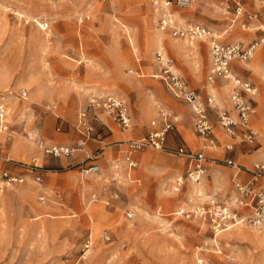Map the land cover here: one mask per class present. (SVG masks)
Wrapping results in <instances>:
<instances>
[{
  "label": "rangeland",
  "instance_id": "obj_1",
  "mask_svg": "<svg viewBox=\"0 0 264 264\" xmlns=\"http://www.w3.org/2000/svg\"><path fill=\"white\" fill-rule=\"evenodd\" d=\"M156 1L163 2L0 0V102L7 107L10 130L0 133V172L23 179V183L0 190V264H264L263 230L240 225L214 235L208 222L175 214L209 196L234 207L235 171L223 161L230 159L246 168L264 162V72L256 76V67L245 70L257 88L255 96L250 97L255 108L249 122L256 132L254 144L245 143L239 135L225 144H233V150L242 148L240 156L251 158V163L238 162L232 156L210 155L202 147H189L186 140L173 144L167 140L170 148L201 151L208 158L206 174L198 185L184 181L179 192L173 191V182L185 175L187 163L182 157L162 151H138L137 167L130 168L124 161L125 148L116 146L117 140H123L120 138L61 159L46 156L37 148L38 140L49 145H71L76 137L77 114L87 97L101 93L99 89L104 90L103 94L121 96L129 104L132 131L125 132L129 139L143 138L155 129L150 123L157 118L156 109L170 112L154 86L172 97L157 77V51L166 53L189 83L181 57L191 60L203 70L206 82L210 60L207 42L197 40L188 46L186 41L161 32L158 24L164 10L154 4ZM240 1L247 11L264 17L262 0ZM233 7L230 0H191L189 8L174 7L172 13L178 27L202 25L219 36L223 44L246 45L264 39L252 26L249 30H241L238 23L230 26ZM151 34L162 37L161 48L151 45ZM262 46L256 56L264 49ZM255 59L254 55L249 62ZM224 84L225 100L218 91L212 93L218 96L220 108L227 110L230 86ZM22 89L27 92L26 99L18 100L16 95ZM147 99L146 127L137 125V115ZM99 118L89 143L100 142L103 132L120 134L104 114ZM175 120L172 116L177 125ZM187 129L184 139L188 135L202 141L194 133L191 117ZM56 135L61 141L55 140ZM13 144L17 145L14 154ZM33 157L40 166L38 171L24 166ZM93 162L100 171L82 180L81 168ZM96 175L103 181L83 189L84 183L89 185ZM35 177L40 181L36 182ZM194 187L202 195L201 200L194 196ZM23 188L29 191L24 193ZM57 190L63 195L61 203L54 198ZM40 196L47 200L44 205L39 202ZM93 207L105 215L97 231L92 229L95 223L88 215ZM128 211L137 214L133 222L125 218ZM239 211L251 214L250 209ZM104 231L110 235L109 241L102 239ZM88 236L92 247L83 250Z\"/></svg>",
  "mask_w": 264,
  "mask_h": 264
},
{
  "label": "built area",
  "instance_id": "obj_2",
  "mask_svg": "<svg viewBox=\"0 0 264 264\" xmlns=\"http://www.w3.org/2000/svg\"><path fill=\"white\" fill-rule=\"evenodd\" d=\"M234 7L230 26L239 24L241 30H249L252 22H260L259 12H247L240 0H230ZM157 7L164 11L159 19V30L168 32L172 37L186 41L192 45L197 40L206 41L210 53V67L207 81L213 82L217 78L226 80L232 85L229 95V101L232 105L236 117H232L226 110H223L216 103L214 96L204 99L196 90L191 89L187 82L173 70L169 58L162 51H157L154 55V62L159 68L160 80L164 83L170 94L178 100L185 102L191 112L194 133L206 140L209 139L213 124L208 118V110H213L216 115L219 126L229 136L235 135V128L240 127L244 130V141L250 145L254 144L256 132L250 127L249 122L255 113V108L250 97L255 96V88L242 81L231 70L230 65L233 61L247 62L254 54L256 47L264 45V39L253 41L248 45L240 42L223 44L220 37L212 34L210 30L202 25L193 24L187 27H178L173 15L169 13L171 7L184 10L190 7L191 0H163V2H154ZM261 10L264 14V0L261 1ZM254 31H261L264 35V22L252 28ZM264 81V78H263ZM18 100H25L26 90H20L16 95ZM248 96V97H247ZM52 109L54 106L51 107ZM104 114L109 118L121 132H127L132 129L131 115L126 101L118 95L106 93L103 95H90L85 104L81 107L76 117V133L78 138L71 145L46 144L43 140L37 141V148L46 156L53 159L68 158L76 153L82 152L86 148L87 141L94 138L96 134L97 123H100L99 115ZM155 129L149 132L145 137L133 140H120L117 145H125L126 151L124 161L130 168H135L137 162L134 154L142 149L150 148L156 151H162L169 155L179 156L188 161V168L184 176L175 178L172 190L179 192L184 181L193 185L200 184L206 174V164L208 158L201 151H192L190 149L177 148L170 149L164 146L166 135L174 128L172 116L164 110H159L156 120L150 123ZM59 130V128L57 129ZM10 132L7 122V107L0 102V133ZM220 161L213 160V163ZM225 166L235 171L234 189V207H229L225 203L218 201L214 196H209L204 202L195 204L190 209H178L175 214L185 219H197L210 224L214 235H218L235 226L250 225L264 231V162L257 163L252 168L241 167L233 163L232 160L223 161ZM26 166L31 171H38L40 166L37 164V158H31ZM100 168L97 164H90L80 170V178L86 180L89 176L97 174ZM244 172L249 180L246 183L237 180L238 173ZM39 182L40 178L35 177ZM23 183V179L13 176L8 172H0V190L6 189L14 184ZM197 200H201L200 192L194 194ZM94 200V199H93ZM44 196L39 197V202L46 203ZM109 203L106 202V205ZM240 209H250L251 214L240 213ZM137 217L136 212L128 211L125 218L128 222H133ZM102 239L110 240V235L103 232ZM92 239L88 236L83 244V250L92 247ZM85 252V251H83ZM202 263V261H200Z\"/></svg>",
  "mask_w": 264,
  "mask_h": 264
},
{
  "label": "crops",
  "instance_id": "obj_3",
  "mask_svg": "<svg viewBox=\"0 0 264 264\" xmlns=\"http://www.w3.org/2000/svg\"><path fill=\"white\" fill-rule=\"evenodd\" d=\"M172 8H174V7H171L169 9V13H171L173 15ZM247 12H249V11H247ZM251 13H253V12H251ZM260 22H264V17H260ZM260 22H252L251 26L254 27V26L258 25ZM210 32H211V30H210ZM254 32H260L261 34H263L261 31H258V30L254 31ZM253 41H256V40H253ZM253 41H251L250 43H252ZM184 43H186V42H184ZM250 43H248V44H250ZM177 44L181 45L179 43H177ZM193 44H195V42ZM193 44L192 45H188L187 44V45L188 46H193ZM248 44H246V45H248ZM262 47H264V45ZM258 49H260V48H257V50ZM257 50L255 49L254 54L252 56V57H254V55H255V57H256L254 62H249L251 59L248 60L247 62H244V63L239 62V61H233L231 63V65H230V68H231L232 72L237 77H239L242 81H245V82L251 84L255 88L256 92H257V88H256L255 84L248 80V76L251 75V74L248 75V73H246V71L251 70V68H253V67H256V76H258V74H260L261 72H264V63L262 62L264 60V53H263L264 49L262 48V51L259 52L258 55L256 56ZM208 51H209V48H208ZM177 53H179V52H177ZM165 55L171 61L172 66H173V70L176 73H178L187 82V85L191 89L196 90L204 99H206L209 96H214L215 99H216V103L218 104L219 107H221L220 106L221 103H220V100H219L218 96H216L212 92L214 90L218 91V93L221 96V98H223L225 100L226 99V92H227V85H225L224 83H226V84H228L230 86V92H231V89H232V85L229 82H227L226 80H223L221 78H217L213 82H208L207 81V76H208V71H209L211 59L209 60V67H208V71H207L206 82H204V78H203V74H202L203 70L199 69L198 66H196L195 63H193L191 60L181 57L182 69L184 70V72H186L187 76L189 77V80H190V83H191L190 84L189 81L187 80V78L180 73V71L176 67L175 63L173 62V60L166 53H165ZM209 56H210V53H209ZM245 63H246V65H244ZM191 85H193L195 87H192ZM154 90H155V93H156L157 97L160 99V101L163 102V104L166 106V108L170 112V114H172V116L174 118L176 117V120H177V125H174V128L170 132L167 133L164 146L166 148H170V147L167 146V140H168V142H170V144H173L176 140L179 141L180 143H183L186 140V142L189 144V147H190V143L188 141H189V138H191V137L187 135V136H185V139H184V135L188 132L187 126L189 125L190 117L192 118L191 112H190V109H189L188 105L185 102L181 101V100L175 99L173 96L171 97L170 95L169 96L166 95L162 91V89H160V87L157 86V85L154 86ZM228 100H229V96H228ZM148 101H149L148 99L144 100L143 103H141V105H140L139 114L137 115V117H138L137 125H141V126H146L147 125V120L149 118V116H148V113H149ZM229 104H230V106L228 105V102L225 101V106L228 109L227 110L224 109V110H226L232 117L235 118L236 114L233 111V108H232V105H231L230 101H229ZM127 105L129 107L128 103H127ZM52 106H54L53 109H55V105H52ZM129 110H130V107H129ZM157 111H158V109H156V113L158 115L159 111L158 112ZM130 115H131V123H132L131 110H130ZM208 118L213 124L212 133H211L209 139L204 140V139L201 138L202 141L197 139L196 147L197 146L202 147L201 150L205 151L206 153H208L210 155L223 156V157L232 156V158L236 159L238 162L251 163L253 161L251 158H242V156H240V152H241L242 148L240 149V147H236L233 150V144L225 146V144L227 142L235 141L236 140V136H238V135L242 136V138H243L244 130L242 128H240V127H236L235 128V135L234 136H229L219 126L220 129L222 130L223 134H224L223 135L220 132L219 128H218L219 124L217 122L216 115H215V112L213 110H208ZM176 120H175V124H176ZM215 127H216V132L214 133ZM152 128H155V127H152ZM153 130L154 129H152L151 131H153ZM131 131H132V129L130 130V132ZM119 132H120V134H114V133L106 134L105 132H103L102 135H101L103 138L101 139L100 142L92 140L89 143L90 140L87 141V144H86L87 150H89V151L94 150L97 147L98 143H104L106 141H111V140H115V139H118V138L123 139L124 141L129 139L128 135L125 134L126 131L125 132L119 131ZM70 133H71V131H70ZM75 133H76V130H75ZM134 135L138 136L139 132L134 133ZM98 137H100V135ZM77 138H78V135L76 133V137H75L74 141ZM198 138H200V137H198ZM117 141H120V140H117ZM242 141H244V139H242ZM56 144L68 145V144H62V143H56ZM116 146H118L120 148L124 147L125 151H126V147H125L124 144L121 145V146L116 144ZM15 147H17V145H15ZM177 148H184V147H177ZM177 148H170V149H177ZM184 149H188V148H184ZM13 153H15V151ZM136 153L134 154L133 157H134L135 161L137 162ZM185 161H186L187 167H188V161L186 159H185ZM260 163H262V162H260ZM91 164H96V163L93 162ZM85 167H87V166H85ZM241 167H244V166H241ZM206 169H207V167H206ZM237 177H238L237 180L239 182H242V183H246L249 180L248 175L246 173H244V172L238 173ZM233 179H234V182H235V174L233 176ZM90 181L91 182H90L88 188H94L97 185H99L103 181V179L102 178H98L97 175H96V177L94 179L90 180ZM22 191L24 193H26V192L29 191V188H23ZM61 196H63V195L58 190L54 192V198L58 199L60 201L59 203H61V201L63 200ZM94 201H96V200H93L92 202H94Z\"/></svg>",
  "mask_w": 264,
  "mask_h": 264
},
{
  "label": "bare ground",
  "instance_id": "obj_4",
  "mask_svg": "<svg viewBox=\"0 0 264 264\" xmlns=\"http://www.w3.org/2000/svg\"><path fill=\"white\" fill-rule=\"evenodd\" d=\"M161 39H162V37L161 36H155V35H153V34H151V45H153V46H156L157 48H161L162 46H161ZM260 47V45L258 46V47H256V50H257V48H259ZM159 50H161V49H159ZM94 90V89H93ZM40 91V89L38 90V92ZM99 92H101V93H97L99 96L100 95H103V92H104V90L103 89H99L98 90ZM98 91H96L95 90V92H98ZM56 139H59L60 140V137L58 136V135H56L55 136V140ZM0 140H2V139H0ZM188 140V139H187ZM61 141V140H60ZM65 141V140H64ZM3 142V141H2ZM63 142V141H62ZM189 143H190V147L191 148H196V140H194L192 137L191 138H189V141H188ZM15 145L16 144H13L12 145V147H11V152H14L15 151V149H16V147H15ZM21 149V148H20ZM22 150V149H21ZM23 152V151H22ZM14 154V153H13ZM23 154V153H22ZM89 187V185H86V183H84V185L82 186V188L83 189H86V188H88ZM82 189V190H83ZM195 189H197V188H195L194 187V190ZM86 192V191H85ZM195 193H197V190H195ZM88 215L92 218V222H94L95 224L93 225V227H92V229L94 230V231H97V229H98V223H99V221L100 220H102V219H105V215H104V213L102 212V210L100 209V208H98V207H93V208H90V210L88 211ZM120 231L122 232V231H124L123 229H120ZM263 238V237H262Z\"/></svg>",
  "mask_w": 264,
  "mask_h": 264
}]
</instances>
